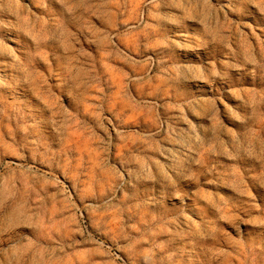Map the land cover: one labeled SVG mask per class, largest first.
<instances>
[{"label": "clouds", "instance_id": "9594fccd", "mask_svg": "<svg viewBox=\"0 0 264 264\" xmlns=\"http://www.w3.org/2000/svg\"><path fill=\"white\" fill-rule=\"evenodd\" d=\"M0 264H264V0H0Z\"/></svg>", "mask_w": 264, "mask_h": 264}]
</instances>
